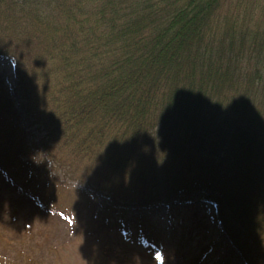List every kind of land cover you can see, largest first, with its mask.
<instances>
[{
  "label": "trees",
  "instance_id": "obj_1",
  "mask_svg": "<svg viewBox=\"0 0 264 264\" xmlns=\"http://www.w3.org/2000/svg\"><path fill=\"white\" fill-rule=\"evenodd\" d=\"M0 59V264H264V0H0Z\"/></svg>",
  "mask_w": 264,
  "mask_h": 264
},
{
  "label": "rangeland",
  "instance_id": "obj_2",
  "mask_svg": "<svg viewBox=\"0 0 264 264\" xmlns=\"http://www.w3.org/2000/svg\"><path fill=\"white\" fill-rule=\"evenodd\" d=\"M0 73L8 78L10 86L12 87V89L15 90L17 85V79L14 75V67L12 62L9 60L0 59ZM14 103L21 116L22 125L27 130L30 144L34 148L36 145H39L42 139V132L33 124L31 118L28 116L23 101L20 99L18 92L14 93ZM72 185L75 188L85 187L79 182H74ZM149 213L158 218L156 222L161 221L163 226L176 227L181 230V233L185 230V227L183 226L191 224V217L195 213H198L201 218H204L205 220H208L211 223V227L214 230L215 234L218 236V238L220 240L223 239L221 235V228L219 222L217 221L214 207L210 204L207 205L204 201L200 200L197 197H194L193 199L183 204L172 202L167 207L159 208V211L153 209L149 211ZM126 237V241L129 244L134 243L133 237L131 235H127ZM108 245L109 247H111V242L108 241ZM119 248H124V245L120 246Z\"/></svg>",
  "mask_w": 264,
  "mask_h": 264
}]
</instances>
